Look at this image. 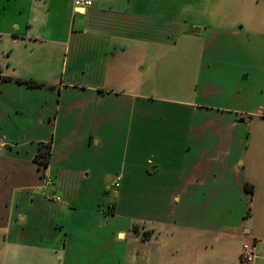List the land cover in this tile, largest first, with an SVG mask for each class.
Listing matches in <instances>:
<instances>
[{
  "label": "crops",
  "instance_id": "1",
  "mask_svg": "<svg viewBox=\"0 0 264 264\" xmlns=\"http://www.w3.org/2000/svg\"><path fill=\"white\" fill-rule=\"evenodd\" d=\"M11 31L33 59L0 67V264H126L105 174L112 214L159 193L136 214L189 232L186 264H264V0H0Z\"/></svg>",
  "mask_w": 264,
  "mask_h": 264
},
{
  "label": "rangeland",
  "instance_id": "2",
  "mask_svg": "<svg viewBox=\"0 0 264 264\" xmlns=\"http://www.w3.org/2000/svg\"><path fill=\"white\" fill-rule=\"evenodd\" d=\"M12 34L13 36H11ZM18 35L19 33L16 31H11L7 38L0 35V45H2V49H0V67L4 70V73L14 74L17 76L28 74V68L25 67V62L33 59V52L29 45H26L29 42L28 40L22 39L20 36L18 39L16 38L14 41L12 40L13 37H18ZM12 49L13 56L10 60L17 61L18 63L15 70H12L13 67L8 69L6 66V59L8 58L7 55L10 54ZM55 63L56 61L53 62L54 70H59V66ZM85 175L87 174L85 173ZM99 178L100 174H92L90 179L87 180V184H89L92 189L98 187L97 185H99L100 182ZM116 179L117 178L114 174H105V185L110 191L109 194H104L102 191L100 198L101 216H107L110 221L114 220V222L119 224L121 227L126 225L129 226V231H126V241L123 243L113 242L115 254L120 255L121 249L124 248L128 254V259H125L126 264H161L162 262L165 263V260L170 257H173V259L177 257L179 259V264H186V256L195 246L194 243H190V241L187 242L186 238L190 236L189 232L183 229H175L173 228V225H168L172 227V230L170 227L164 226L161 230L159 225H150V222H147L148 224H143V221L141 222L136 214L138 208L142 209L144 212L154 211L156 208V198L159 193L158 195H155L156 193L151 192L149 195H144L139 202L138 195L131 194L126 199V202H124L119 209L116 210V213L115 210L113 214L111 213L113 212L112 208L114 206L112 204L113 195L111 192L116 190V188L111 185L116 182ZM55 182L58 189L63 187L62 179H59L58 181V178L56 177ZM58 182H60L59 185ZM71 185L72 184H69L68 186L71 187ZM125 197H127V195ZM101 216L99 218H101ZM135 232H139V234H136ZM218 245L220 244L213 245L215 246L213 249L214 251L218 250L219 252V248L217 247ZM258 250L260 251V247ZM158 255L163 257V261L158 259L155 260V257Z\"/></svg>",
  "mask_w": 264,
  "mask_h": 264
},
{
  "label": "built area",
  "instance_id": "3",
  "mask_svg": "<svg viewBox=\"0 0 264 264\" xmlns=\"http://www.w3.org/2000/svg\"><path fill=\"white\" fill-rule=\"evenodd\" d=\"M92 5V0H73L74 9H84ZM114 188L119 187V178L111 185ZM240 260L243 264H253L256 260V251L253 245L243 244L240 252Z\"/></svg>",
  "mask_w": 264,
  "mask_h": 264
},
{
  "label": "trees",
  "instance_id": "4",
  "mask_svg": "<svg viewBox=\"0 0 264 264\" xmlns=\"http://www.w3.org/2000/svg\"><path fill=\"white\" fill-rule=\"evenodd\" d=\"M50 157V147L49 145H40L38 148V153L34 158V162L40 168H46Z\"/></svg>",
  "mask_w": 264,
  "mask_h": 264
},
{
  "label": "water",
  "instance_id": "5",
  "mask_svg": "<svg viewBox=\"0 0 264 264\" xmlns=\"http://www.w3.org/2000/svg\"><path fill=\"white\" fill-rule=\"evenodd\" d=\"M195 33H199V30H196ZM44 170V169H43Z\"/></svg>",
  "mask_w": 264,
  "mask_h": 264
}]
</instances>
